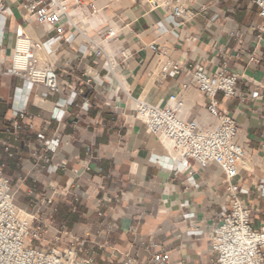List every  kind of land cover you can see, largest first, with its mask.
I'll use <instances>...</instances> for the list:
<instances>
[{
  "label": "crops",
  "instance_id": "0c3cea01",
  "mask_svg": "<svg viewBox=\"0 0 264 264\" xmlns=\"http://www.w3.org/2000/svg\"><path fill=\"white\" fill-rule=\"evenodd\" d=\"M94 2L102 9V30L116 24L122 29L119 46L133 54L118 79L132 98L157 105L180 93L187 119L205 117L204 99L192 86L183 87L187 78L160 81L156 66L163 57L140 49V44L163 48L183 69L202 64L209 72L225 68L238 76L235 96L223 100L218 94L217 99L220 112L240 128L246 150L243 163L250 168L242 167L237 181L249 190L243 200L254 226L264 227V197L256 192L264 185V33L257 31L261 19L253 0H195L192 16L181 23L177 38L158 37L152 27L161 13H147L137 1ZM6 7L0 47V163L15 205L33 212L35 200L52 197L57 209L51 217L53 227L63 226L74 237H81L90 227L88 240L103 245L96 251L98 264H119L123 255L137 264H148L159 252L168 255L169 264H214L209 235L219 223V199L224 191L217 172L196 164L187 171L177 169L174 155L142 123L130 120L133 102L123 92L114 93L116 83L110 93L103 90L106 85L93 89L85 85L87 72L104 73L100 62L80 59L73 47L54 45L56 52L48 60L62 86L46 100L35 98L36 89L28 90L21 79L3 75L17 29L32 40H45L42 30L19 9L18 1H7ZM254 92L256 99L251 98ZM74 93L76 103L88 100V111L70 108L60 123L52 120V109ZM21 109L26 116L18 119L20 129L8 135L5 130L13 121L12 112ZM30 125L33 130L28 129ZM54 137L60 138L61 145L54 153L45 152L44 142ZM87 162L89 171L83 169ZM48 167H55L56 172H46ZM98 202L102 217L94 213ZM193 228L201 234L190 236Z\"/></svg>",
  "mask_w": 264,
  "mask_h": 264
},
{
  "label": "built area",
  "instance_id": "2783aa9c",
  "mask_svg": "<svg viewBox=\"0 0 264 264\" xmlns=\"http://www.w3.org/2000/svg\"><path fill=\"white\" fill-rule=\"evenodd\" d=\"M7 1H18L19 9L42 30L45 40H32L17 29L9 67L2 72L3 75L21 79L28 90L36 89L33 93L35 98L46 100L48 96L58 94L62 86L53 70V63L48 60L56 52L54 45L73 47L80 59L92 58L100 62V69L104 74L93 76L91 72H87L85 85L88 88H103L106 85L103 90L110 93L112 84L116 83L114 93L123 92L134 102L135 107L129 114L130 120L142 123L150 135L169 145L177 169L187 171L196 164L202 169L215 170L219 175L224 188L219 199L220 220L211 228L209 235V252L215 257L214 264H264V227L254 226L250 209L243 200L248 196L249 190L240 186L237 181L245 160V145L240 139L239 126L231 117L220 112L217 99L218 94H221L223 100H230L235 96L238 76L225 68L209 72L202 64L183 69L178 61L167 57L163 48L159 49L154 43L144 46L139 42L140 49H148L163 57L159 61L160 81L180 76L187 78L183 87L192 86L204 99L205 117L187 119L188 109L180 93L168 96L157 105H151L143 99L132 98L119 84L118 79L124 74L133 54L127 48L119 46V33L122 29L116 24H110L107 29L102 30V9L94 0H0V47ZM129 1L139 2L147 13L160 12V19L153 25L152 31L158 37L171 35L174 38L178 37L176 31L181 23L192 16L191 8L195 2ZM253 4L258 8V17L261 19L257 31L263 34L264 0H253ZM80 23L92 35L82 29ZM50 34L53 36L49 37ZM2 63L0 58V65ZM76 97L77 94H71L60 106L56 105L51 111V119L60 123L70 108L87 112L88 100L84 99L78 104ZM257 97V92L252 93V99ZM108 104L109 102L105 103ZM12 115L10 128L5 130L8 135L20 129L18 119H23L26 112L16 110ZM28 129L33 130V126H28ZM60 145V138L54 137L44 142V150L54 153ZM8 150V145H4V151L8 153ZM86 150L90 155L89 149ZM3 168L0 163V264H98L96 251L102 249L103 245L88 240L91 228L87 227L81 237L71 236L63 226L55 229L51 217L57 209L52 197L35 200L36 209L33 212L18 208ZM83 169L89 171L88 162L83 165ZM46 172H56V168L48 167ZM256 192L264 197V185L260 184ZM113 198L117 197H109L106 202H111ZM100 204L98 202L94 210L97 217H102ZM45 206L49 209L41 210ZM51 231L53 234L50 236ZM188 234L192 236L201 232L193 228ZM118 263L137 264L128 255L120 256ZM148 264H169L168 255L164 252L154 254L149 258Z\"/></svg>",
  "mask_w": 264,
  "mask_h": 264
},
{
  "label": "bare ground",
  "instance_id": "6f19581e",
  "mask_svg": "<svg viewBox=\"0 0 264 264\" xmlns=\"http://www.w3.org/2000/svg\"><path fill=\"white\" fill-rule=\"evenodd\" d=\"M80 26H81V28L82 29H84V30H87V28L82 24V23H80ZM160 69V64H158L157 66H156V70H159ZM132 101V100H131ZM133 102V101H132ZM134 102H133V107H131L130 109H134ZM161 143L169 150V152L171 153V154H173L172 153V151H171V149H170V147H169V145L165 142V141H161ZM243 167L245 168V169H249L250 167L248 166V164H245V163H243Z\"/></svg>",
  "mask_w": 264,
  "mask_h": 264
},
{
  "label": "rangeland",
  "instance_id": "374dc122",
  "mask_svg": "<svg viewBox=\"0 0 264 264\" xmlns=\"http://www.w3.org/2000/svg\"><path fill=\"white\" fill-rule=\"evenodd\" d=\"M43 57V56H42Z\"/></svg>",
  "mask_w": 264,
  "mask_h": 264
}]
</instances>
